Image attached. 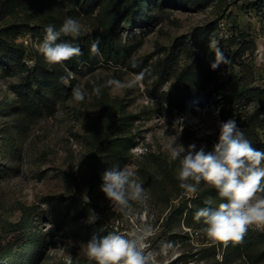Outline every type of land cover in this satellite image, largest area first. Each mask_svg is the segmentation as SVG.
<instances>
[{"label": "rangeland", "instance_id": "rangeland-1", "mask_svg": "<svg viewBox=\"0 0 264 264\" xmlns=\"http://www.w3.org/2000/svg\"><path fill=\"white\" fill-rule=\"evenodd\" d=\"M12 1L10 4L11 0H0V29L21 22L31 27L52 24L59 28L65 18L72 17L82 25L77 39L87 43L97 31L103 32L113 18L112 4L118 0H101V7L93 13L65 8L64 3L67 5L69 0ZM122 1L127 5L131 0ZM183 1L184 5L156 10L158 19L148 24H121L116 38L128 53L125 61L111 62L100 55L96 65H82L71 76L74 88H81L85 94L81 102L72 95L55 97L44 86L41 91L50 100L47 108L40 102L32 106L30 101L18 98L17 94H27L24 90L30 86L38 89L28 81L27 72L54 66L38 53L35 45L43 40L38 34L25 48V70L15 65L0 69V264H25L35 259L38 264H69V260L71 264H95L86 256L85 243L93 235L127 232L134 224L152 227L153 235L145 241V250L153 254L155 264H264V231L249 229L253 243L246 245L240 255H232L204 232L195 233L171 220L173 209L190 198L179 183L165 182V189L159 184L154 191L139 173L141 167H151L162 180L156 158L177 162V169L179 161L171 159L166 150L175 140L185 148L194 144L197 150L203 147L211 152L220 124L229 119L236 121L250 142L264 143V104L253 101L246 106L232 105L227 99L232 75L252 82L254 90H264L260 85L264 65L256 54L264 39L263 3L256 6L260 0H198L199 5H195L191 0ZM256 8L262 12L259 16H255ZM221 20L235 34L238 44H248V50L235 65L221 63L212 70L215 55L208 44L210 37L220 33ZM201 40L208 43L204 44V57L198 63L209 74L202 97L188 100L182 114L171 112L162 104V94L172 89L177 74L196 59ZM17 41L16 37V44ZM224 44L233 52L240 48L238 44ZM170 55L176 60L175 75L165 76L159 64ZM142 72L143 79L138 81ZM112 79L124 87L108 85ZM65 84L70 88V82ZM97 86H101L99 95L94 92ZM100 96L120 100L126 112L137 118L125 131L139 142L129 152L126 165L136 171L150 198L146 206L133 204L132 218L114 212L101 187L94 192L91 186L96 177L89 160L93 119L100 118L102 130L108 124L106 117L101 118ZM207 188L211 187L204 182L199 185V190ZM92 213L98 218L88 223ZM28 215L33 217L27 230L19 231L18 225ZM21 240L30 244L27 252L19 255L17 244ZM9 252L18 256L6 259Z\"/></svg>", "mask_w": 264, "mask_h": 264}, {"label": "trees", "instance_id": "trees-1", "mask_svg": "<svg viewBox=\"0 0 264 264\" xmlns=\"http://www.w3.org/2000/svg\"><path fill=\"white\" fill-rule=\"evenodd\" d=\"M23 1V0H21ZM70 3L67 5L64 3L65 8H69L71 11L76 12L77 8H80L84 12L91 11L92 13L101 7V0H69ZM193 4L199 5L198 0H191ZM257 5L263 3L264 0H260ZM12 0L11 3L12 4ZM3 4V3H2ZM183 0H131L129 4L122 0H118L112 4L111 11L113 13V18L110 22L104 26L103 32L97 31L87 43H80L76 38L72 37H62L61 40H67L78 45L81 49L82 55L73 57L72 59L66 61L62 65H54L50 69L42 67L40 70H31L28 73V81H31L34 85L38 86L35 90L31 86L26 88L27 94L24 93L17 94L18 98L30 101L32 106H36L38 102L44 105L46 108L50 105V100L45 93L41 91L44 86L46 90L59 97L61 95H72V90L75 86L74 78L69 76V73H77L81 70L82 65L92 66L96 65L100 60V55L107 61H114L116 63H123L127 57V51L124 50L119 39L116 35L121 24L129 22H138L139 24H148L150 21L153 22L158 19L156 10L164 9L167 6L173 5L180 6L184 5ZM138 10L136 11V9ZM259 11V8H256ZM148 11V12H147ZM45 27H31L29 24L21 22L18 24H13L0 29V69L2 67H9L10 65H15L22 70H25V66L22 65V61L26 56V49L19 44H16L15 38L24 32H30L35 38V34H38L44 38ZM99 40V50L100 55H92L90 48L93 41ZM205 41V42H204ZM237 38H232L228 41L229 45H237ZM208 43L206 40H201L200 48L197 50L195 57L196 59L187 67H184L179 74H177L175 83L171 90L164 92L161 97L162 104L171 112L184 113L187 108V101L190 99L200 100L202 97V90L204 83L208 80L209 74L201 69L198 60L203 58V47L204 44ZM239 50L233 52L228 49L225 57L227 58V63L233 66L237 62V58L241 57L248 50V44L242 43ZM231 48V47H230ZM174 56L170 55L162 59L159 64V70L162 75L174 76ZM61 78H64L63 80ZM70 82V88H68L65 82ZM252 82L246 83L244 79L232 75L228 84V103L232 105L246 106L251 102L255 101L257 103L264 104V90L252 89ZM25 92V93H26ZM30 93V94H29ZM35 104V105H34ZM99 106L101 111V118H107L108 124L102 130V126H99L98 119L94 118L95 128L93 129L92 138L90 139V144L92 145V152L89 160L93 166V172L95 180L91 184L94 187V192L98 190L102 185V175L111 166L118 164L123 167L129 161V152L135 149L139 142H137L132 136H128L125 131L136 121V116L128 114L123 108V104L120 100L110 101L104 96L99 97ZM33 108V107H32ZM35 108V107H34ZM225 121V114L224 120ZM254 148L264 151V143L261 141H251ZM152 157V155H147ZM155 158V157H153ZM157 168L160 169L163 174V179H158V173L154 171L151 167H141L139 170L142 176V181H144L148 186L152 187L154 191L159 187L165 189V182H172L178 184L179 181L176 178V163H169L166 159L156 158L154 159ZM178 199V197H175ZM226 202L222 200L217 191L213 188H207L204 190H199L195 198L184 199L178 207L173 209L170 216L174 223L178 226L182 224L194 231L195 233L202 232V223L196 222L194 219L195 212L203 207L216 208L220 203ZM33 215H28L22 219L18 225L19 231H26L28 224L31 222ZM253 243V238L250 234H246L243 243L239 245L229 244L226 247V251L230 252L232 255H240L246 245H251ZM29 242L21 240L17 245L19 255L21 252H27L29 247ZM18 254H13L9 252L8 256L5 257H17ZM25 264H38V259L33 260L31 263L25 262Z\"/></svg>", "mask_w": 264, "mask_h": 264}, {"label": "clouds", "instance_id": "clouds-1", "mask_svg": "<svg viewBox=\"0 0 264 264\" xmlns=\"http://www.w3.org/2000/svg\"><path fill=\"white\" fill-rule=\"evenodd\" d=\"M81 28L79 20L72 17L65 18L59 28L47 25L43 40L35 45L38 53L49 65H62L82 55L78 45L61 40L62 37L78 38ZM99 43V40L91 43L92 55H100ZM208 47L215 55L210 65L212 70L227 63L215 38L210 37ZM143 76L144 73H140L137 80H142ZM107 84L124 87L114 79ZM94 92L99 95L101 86ZM72 96L77 102L85 99L79 87L73 88ZM166 150L171 159L179 161L176 178L179 187L190 198L196 197L199 185L204 182L226 201L216 208H200L194 214L196 222L203 224L201 231L209 239L227 247L230 243H243L249 229L264 231V151L252 146L234 119L220 124L218 140L211 152H206L203 147L197 150L194 144L185 148L176 140L169 143ZM100 190L111 202L113 211L122 213L125 218L134 216V203L146 206L150 198L143 182L129 165L116 164L107 169L102 175ZM97 218L92 213L87 222L94 223ZM152 235L153 229L148 224H134L127 232L93 235L84 245L86 256L95 264H155L153 254L145 250V241Z\"/></svg>", "mask_w": 264, "mask_h": 264}, {"label": "built area", "instance_id": "built-area-1", "mask_svg": "<svg viewBox=\"0 0 264 264\" xmlns=\"http://www.w3.org/2000/svg\"><path fill=\"white\" fill-rule=\"evenodd\" d=\"M261 13L262 12L257 11V13H255V16H259ZM218 27H219L218 30L220 31V33L215 36V39L218 41V46L223 51V53L225 55L227 53L228 49L224 43L230 41L233 37H235V34H233V32H230L228 30L225 20H221L218 24ZM17 39L19 41V43L17 41V43L19 45H22L24 48H28L29 43L33 42V40L35 38L33 37V35L30 32H24V33L20 34L17 37ZM256 54H257L258 58L260 59L259 62L264 65V39L262 41H260L259 45L257 46ZM263 69H264V67H263ZM260 85L264 88V74H263L262 80L260 81Z\"/></svg>", "mask_w": 264, "mask_h": 264}]
</instances>
